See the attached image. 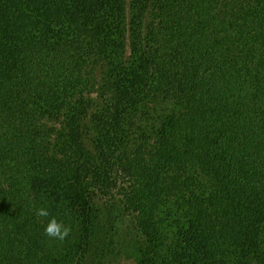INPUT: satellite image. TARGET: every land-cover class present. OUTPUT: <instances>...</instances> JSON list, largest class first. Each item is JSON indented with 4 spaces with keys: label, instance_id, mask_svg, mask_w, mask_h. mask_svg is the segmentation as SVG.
<instances>
[{
    "label": "trees",
    "instance_id": "trees-1",
    "mask_svg": "<svg viewBox=\"0 0 264 264\" xmlns=\"http://www.w3.org/2000/svg\"><path fill=\"white\" fill-rule=\"evenodd\" d=\"M125 242L264 264V0H0V264Z\"/></svg>",
    "mask_w": 264,
    "mask_h": 264
},
{
    "label": "clouds",
    "instance_id": "clouds-1",
    "mask_svg": "<svg viewBox=\"0 0 264 264\" xmlns=\"http://www.w3.org/2000/svg\"><path fill=\"white\" fill-rule=\"evenodd\" d=\"M36 214L40 217H48L49 211L46 208H39L37 209ZM44 233L50 238L64 241L70 234V228L58 221L55 217H52L48 220V223L44 228Z\"/></svg>",
    "mask_w": 264,
    "mask_h": 264
},
{
    "label": "rangeland",
    "instance_id": "rangeland-1",
    "mask_svg": "<svg viewBox=\"0 0 264 264\" xmlns=\"http://www.w3.org/2000/svg\"><path fill=\"white\" fill-rule=\"evenodd\" d=\"M127 240L128 238H126V241ZM122 248H123L122 252L119 254L118 257L114 258V262L111 264H136L134 255L127 251L126 242L124 245L122 244Z\"/></svg>",
    "mask_w": 264,
    "mask_h": 264
}]
</instances>
